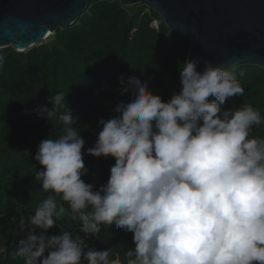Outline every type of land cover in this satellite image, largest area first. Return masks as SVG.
<instances>
[{"label": "clouds", "instance_id": "9594fccd", "mask_svg": "<svg viewBox=\"0 0 264 264\" xmlns=\"http://www.w3.org/2000/svg\"><path fill=\"white\" fill-rule=\"evenodd\" d=\"M3 62L0 56V69ZM197 64H179L181 88L167 101L145 80H122L129 102L98 120L96 141L84 152L70 109L59 111L65 93L49 96L50 108L32 110L57 118L63 130L37 145L34 181L51 194L27 221L20 218L26 235L14 256L24 264H122L63 229L45 234L65 212L63 205L57 212L59 196L85 236L113 223L133 234L124 264H264V137L250 135L264 118L251 105L222 108L244 95L238 61L223 67L205 60L202 71ZM84 155L114 158L99 188L81 179Z\"/></svg>", "mask_w": 264, "mask_h": 264}, {"label": "trees", "instance_id": "16d2710c", "mask_svg": "<svg viewBox=\"0 0 264 264\" xmlns=\"http://www.w3.org/2000/svg\"><path fill=\"white\" fill-rule=\"evenodd\" d=\"M188 49V37L170 30L161 15L146 5L96 0L74 24L57 29L43 44L26 52L0 50L4 57L0 69V264H24L23 258L14 256L18 240L26 235L20 218L27 221L51 194L34 181L41 166L33 157L38 143L48 136L57 138L63 125L32 110L50 108L48 97L65 93L66 103L59 111L70 109L77 121L74 127L85 141L84 152L96 141L98 120L112 118L117 103L129 102V95L122 94V80L130 76L145 80L153 94L167 101L181 88L178 68ZM240 71L245 74L240 76ZM237 78L244 95L231 97L222 108L251 105L264 118V69L240 65ZM250 135L264 137V124L253 126ZM83 159L87 174L81 179L94 188L106 183L114 158L84 155ZM61 205L65 212L46 235L63 229L83 238L89 247L108 250L110 260L119 258L124 264L125 252L134 247L131 232L113 223L85 236L79 215L57 196V212ZM41 231L37 229V234Z\"/></svg>", "mask_w": 264, "mask_h": 264}, {"label": "water", "instance_id": "95a60500", "mask_svg": "<svg viewBox=\"0 0 264 264\" xmlns=\"http://www.w3.org/2000/svg\"><path fill=\"white\" fill-rule=\"evenodd\" d=\"M91 1L0 0V50L26 52L43 44L59 28L74 24ZM124 6L146 5L172 31L189 39L186 60L227 67L264 69V0H120Z\"/></svg>", "mask_w": 264, "mask_h": 264}]
</instances>
